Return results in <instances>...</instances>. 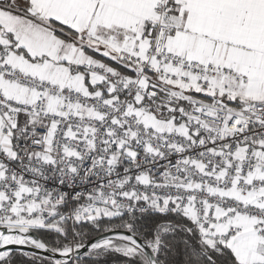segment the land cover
Wrapping results in <instances>:
<instances>
[{
  "label": "built area",
  "instance_id": "1",
  "mask_svg": "<svg viewBox=\"0 0 264 264\" xmlns=\"http://www.w3.org/2000/svg\"><path fill=\"white\" fill-rule=\"evenodd\" d=\"M172 9L170 0H157L147 42L117 50L134 66L131 74L83 65L99 74V92L24 74L9 63V47L0 46L2 80L35 93L19 100L0 91V114L9 121L0 124V136L20 117L39 122L15 134L14 149L0 146V227L28 229L59 203L70 228L170 206L216 241L240 233L239 219L264 240V203L247 200L264 197V99L231 107L209 97L211 80L234 71L169 50ZM180 102L186 119L176 131L156 127L154 116L141 120L157 104ZM76 248L71 242L64 251Z\"/></svg>",
  "mask_w": 264,
  "mask_h": 264
},
{
  "label": "crops",
  "instance_id": "2",
  "mask_svg": "<svg viewBox=\"0 0 264 264\" xmlns=\"http://www.w3.org/2000/svg\"><path fill=\"white\" fill-rule=\"evenodd\" d=\"M156 3L157 0H0V46L9 47V63L24 74L62 87L71 85L85 92H99V74L83 70V65L99 64L100 55L118 63L122 67L120 75H128L134 66L117 50L147 42V21ZM170 3L173 9L166 47L200 64L211 61L234 71L233 76L213 78L207 95L219 96L231 107L264 99V0ZM52 20L74 32L66 38L57 34ZM33 22L45 35L33 34ZM223 85L227 86L224 91ZM0 91L19 100L35 96L1 76ZM19 119L8 136H0V146L5 150L14 149L15 134L36 124H23ZM0 124L9 125L1 114ZM247 200L264 203V197L258 195ZM236 223L241 231L229 237L225 245L239 262L264 264L263 238L245 219Z\"/></svg>",
  "mask_w": 264,
  "mask_h": 264
},
{
  "label": "trees",
  "instance_id": "3",
  "mask_svg": "<svg viewBox=\"0 0 264 264\" xmlns=\"http://www.w3.org/2000/svg\"><path fill=\"white\" fill-rule=\"evenodd\" d=\"M51 22L57 34L65 38L74 32L55 20ZM97 59L99 63L114 67L121 73L122 67L118 63L100 55ZM131 73L132 71L128 74ZM190 94L207 98L206 95L193 91ZM182 104L184 102H180L179 107L157 104L153 112L159 120L178 125L184 123L186 119L180 108ZM49 209L50 212L40 224H32L28 226V229L34 231L53 250H64L71 242L77 246L81 245L110 229H127L148 245L158 264H253L239 262L225 243L216 241L201 232L190 215L180 213L170 206L150 209L144 213L122 211L114 216L92 222L81 221L73 224L71 228L67 219L63 217L64 204L59 203ZM55 224L56 227H54ZM154 243L156 249L151 248ZM134 249L133 252L124 253L112 246H97L69 261L55 260L49 256L14 249L0 258V264H150L143 251L136 246Z\"/></svg>",
  "mask_w": 264,
  "mask_h": 264
},
{
  "label": "water",
  "instance_id": "4",
  "mask_svg": "<svg viewBox=\"0 0 264 264\" xmlns=\"http://www.w3.org/2000/svg\"><path fill=\"white\" fill-rule=\"evenodd\" d=\"M25 231L29 237H32L36 244L34 245H25V244H17L15 242L7 241L0 243V258L5 257L9 251L14 249H20L32 253H37L45 256H49L55 260H61V261H69L73 260L76 257L82 255L87 250L91 249L94 244L98 243L100 240L108 237H114L117 235H122L128 237L127 239L131 240L137 246L141 251L144 252L146 257L148 258L150 264H158L152 250L148 247V245L139 237L134 235L131 231L127 229H110L103 233L98 234L93 239H91L88 242H85L79 246H77L76 249H74L70 253H64V251L60 250H53L49 248L42 239L32 230L25 229ZM1 236L4 234H12L15 232V229H9L6 227H0Z\"/></svg>",
  "mask_w": 264,
  "mask_h": 264
},
{
  "label": "rangeland",
  "instance_id": "5",
  "mask_svg": "<svg viewBox=\"0 0 264 264\" xmlns=\"http://www.w3.org/2000/svg\"><path fill=\"white\" fill-rule=\"evenodd\" d=\"M37 27H36V25L33 22V34L36 32L37 33V37L45 35V31H42V30H40V27H38V28ZM36 28L38 30H36ZM38 45L40 47V44H38ZM106 67L112 69L117 75H120V73L114 67H111L109 65L108 66L106 65ZM149 116H154L155 119H157L156 116H155V113L152 111L151 114L150 113L146 114L145 112L141 113V120H144L146 123H151L150 120H147V117H149ZM30 121H32L33 123L36 122V124H34V125H37L39 123L38 121L29 119V118L27 120L20 119L19 122L20 123L21 122L26 123V122H30ZM155 126L158 127V128L172 129V130H175V131L179 129L176 124L164 122L162 120H158L155 123ZM19 129H22V124H20ZM251 202L254 203L255 201H251ZM30 225H32V224H30ZM0 237H1V234H0ZM127 238L128 237L122 236V235H117V236H114V237L104 238V239L100 240L98 243L94 244L93 247H97V246H112V247H115L116 249H118V250H120V251H122L124 253H130V252L135 251V249H134V247H135L134 245L135 244L133 242H131V240L127 239ZM10 241L11 242H15L17 244H21L22 240L17 238V237H13V238L11 237ZM2 242H4V240H1V238H0V243H2ZM114 242H118V243H114ZM126 242H128V243H126ZM154 245H156V244L154 243L153 246ZM60 251H62V250H60Z\"/></svg>",
  "mask_w": 264,
  "mask_h": 264
},
{
  "label": "bare ground",
  "instance_id": "6",
  "mask_svg": "<svg viewBox=\"0 0 264 264\" xmlns=\"http://www.w3.org/2000/svg\"><path fill=\"white\" fill-rule=\"evenodd\" d=\"M15 229V232L12 233V234H5L1 237V240H4V242L6 241H10L11 240V237H17L21 240H23L24 238H28V234L23 231V229H20V228H14ZM64 253H67V251H64Z\"/></svg>",
  "mask_w": 264,
  "mask_h": 264
}]
</instances>
